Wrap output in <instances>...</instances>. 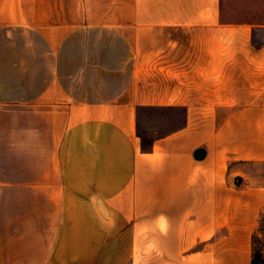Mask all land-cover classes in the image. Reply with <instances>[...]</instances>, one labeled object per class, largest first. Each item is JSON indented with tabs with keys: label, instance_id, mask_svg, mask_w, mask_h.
<instances>
[{
	"label": "crops",
	"instance_id": "obj_1",
	"mask_svg": "<svg viewBox=\"0 0 264 264\" xmlns=\"http://www.w3.org/2000/svg\"><path fill=\"white\" fill-rule=\"evenodd\" d=\"M220 8L0 0V264H186L220 225L237 162H264V25ZM139 108L184 122L145 151Z\"/></svg>",
	"mask_w": 264,
	"mask_h": 264
},
{
	"label": "rangeland",
	"instance_id": "obj_2",
	"mask_svg": "<svg viewBox=\"0 0 264 264\" xmlns=\"http://www.w3.org/2000/svg\"><path fill=\"white\" fill-rule=\"evenodd\" d=\"M220 2L223 20L264 17V0ZM262 42L264 28L255 26L253 43L258 45ZM242 89V83H237V94L240 95ZM183 122L184 113L181 108H142L138 112V127L146 147L151 140L173 132ZM231 184L235 187V204L229 211L224 209L223 202L219 204L220 209L215 210L214 214H218L220 225L203 227L202 239L187 251L189 258L186 264H264V162H237ZM203 217L206 221L211 218L210 209L204 210ZM256 253L259 254L255 256ZM141 264L165 263L161 258L158 262L141 258Z\"/></svg>",
	"mask_w": 264,
	"mask_h": 264
},
{
	"label": "trees",
	"instance_id": "obj_3",
	"mask_svg": "<svg viewBox=\"0 0 264 264\" xmlns=\"http://www.w3.org/2000/svg\"><path fill=\"white\" fill-rule=\"evenodd\" d=\"M221 7H222V4H221ZM229 22H233V23H244V22H247V23H250V24H254V25H264V17H260V18H257V19H250L249 17H243L239 20H232V21H229ZM142 109V108H139V110ZM139 112V111H138ZM137 134L138 136L140 137L141 139V147L143 150H149L151 148V144L153 142V140L157 139V138H154L153 140H151L150 144L148 147L145 146V142H144V136L142 135V133L139 131V127H138V124H137ZM164 136V135H163ZM162 137V136H160ZM159 138V137H158ZM259 253H256L255 256H257Z\"/></svg>",
	"mask_w": 264,
	"mask_h": 264
},
{
	"label": "water",
	"instance_id": "obj_4",
	"mask_svg": "<svg viewBox=\"0 0 264 264\" xmlns=\"http://www.w3.org/2000/svg\"><path fill=\"white\" fill-rule=\"evenodd\" d=\"M206 156V149L204 147H199L194 151V157L198 160L204 159Z\"/></svg>",
	"mask_w": 264,
	"mask_h": 264
}]
</instances>
